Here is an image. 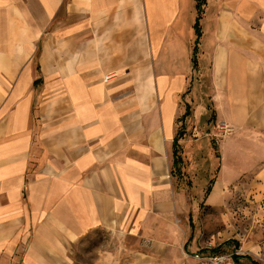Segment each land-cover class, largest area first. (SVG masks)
Returning a JSON list of instances; mask_svg holds the SVG:
<instances>
[{"label": "crops", "instance_id": "1", "mask_svg": "<svg viewBox=\"0 0 264 264\" xmlns=\"http://www.w3.org/2000/svg\"><path fill=\"white\" fill-rule=\"evenodd\" d=\"M196 4L0 0V264H73L95 230L110 241L93 264H197L199 204L225 203L246 167L264 178V0H206L194 67ZM189 26L180 70L165 51Z\"/></svg>", "mask_w": 264, "mask_h": 264}, {"label": "rangeland", "instance_id": "2", "mask_svg": "<svg viewBox=\"0 0 264 264\" xmlns=\"http://www.w3.org/2000/svg\"><path fill=\"white\" fill-rule=\"evenodd\" d=\"M190 28L191 26L187 27L182 35L177 36L179 40L176 53L171 56V49L165 51L167 58L168 56L171 57V60H174L180 70H186L191 62L190 59L186 60L180 57L181 51L189 53L190 56L192 55V41L188 31ZM173 31L174 27L171 28L172 34ZM203 57L202 65L206 69L208 57ZM223 137L217 139L214 136L212 146H209L208 149L209 155L205 168L194 180L197 187L195 190L204 187L203 191L206 193L210 183L207 179L214 174V167L216 166H218V169H215V175L218 174L221 164L217 156L221 154L219 144ZM249 144L246 143V145ZM212 151H214L213 156L211 155ZM246 158L247 161L250 160L249 156H246ZM226 163L229 165L227 169L231 170L232 160L230 156L227 157ZM257 171L249 167L242 170L240 179L236 182L233 181L231 186L227 188L228 198L225 203H219L211 208L203 203L199 204L197 226L200 231L196 238L197 247L195 251L201 249L212 250L213 248L220 251L228 250L237 252L238 264H250V260H256L264 264V178H260ZM176 175L182 178L186 184L188 183L182 169ZM192 175L190 176L192 177ZM195 192L193 191V193ZM198 192L196 195H199ZM109 241V235L103 230H95L88 234L80 242L71 245L73 264H93L99 254V248L104 244H108ZM193 252L188 253L193 255Z\"/></svg>", "mask_w": 264, "mask_h": 264}, {"label": "built area", "instance_id": "3", "mask_svg": "<svg viewBox=\"0 0 264 264\" xmlns=\"http://www.w3.org/2000/svg\"><path fill=\"white\" fill-rule=\"evenodd\" d=\"M233 132V128L224 121H221L217 125V131L214 134L215 138L229 135ZM237 252L228 250H219L213 248L212 250L201 249L196 251L194 257L197 264H238L235 256Z\"/></svg>", "mask_w": 264, "mask_h": 264}, {"label": "trees", "instance_id": "4", "mask_svg": "<svg viewBox=\"0 0 264 264\" xmlns=\"http://www.w3.org/2000/svg\"><path fill=\"white\" fill-rule=\"evenodd\" d=\"M206 3V0H197V11H198V22L195 24V30H196V34H197V39L195 42V47H194V52H193V57H192V62L194 64V67L198 66V58H197V53H198V43H199V39L201 37V29H200V19L202 17V14L204 12L203 9V5ZM38 69L39 66H38ZM43 83V79L42 77L38 78L36 81H34V85L37 86L39 84ZM190 114V110L189 107H187L186 112L184 113L182 119H185V117H187ZM184 135V131L180 130L178 132V134L176 135L175 141H174V170L177 173L178 171L181 172V165H182V156L179 154V140L183 137ZM217 157H220V155L218 154ZM211 190V185L208 186L206 193H209V191ZM191 239V238H190ZM237 262L238 257L237 255L235 256ZM251 264H262L259 261L256 260H251Z\"/></svg>", "mask_w": 264, "mask_h": 264}, {"label": "bare ground", "instance_id": "5", "mask_svg": "<svg viewBox=\"0 0 264 264\" xmlns=\"http://www.w3.org/2000/svg\"><path fill=\"white\" fill-rule=\"evenodd\" d=\"M221 183V182H220ZM220 183H218L214 189V193L211 197V199H217V198H220L221 195H222V188L220 187Z\"/></svg>", "mask_w": 264, "mask_h": 264}]
</instances>
